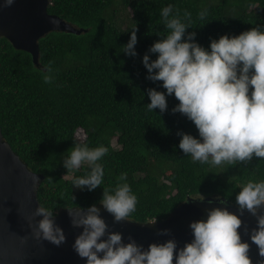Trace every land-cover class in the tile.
I'll use <instances>...</instances> for the list:
<instances>
[{
	"label": "trees",
	"instance_id": "obj_1",
	"mask_svg": "<svg viewBox=\"0 0 264 264\" xmlns=\"http://www.w3.org/2000/svg\"><path fill=\"white\" fill-rule=\"evenodd\" d=\"M48 13L81 34L53 31L39 41V66L32 56L0 37V127L3 138L27 167L45 176L40 204L61 208L98 204L103 188H112L121 172L137 195L127 219H165L189 197H221L234 204L248 180L264 179V159L209 165L193 161L178 147L177 131L197 135L194 124L171 109L178 100L166 96L167 108L149 111L148 88L164 91L160 81L146 78L142 56L167 29L159 15L168 3L191 13L195 40L207 48L210 39L264 26V0H50ZM208 14L201 19L202 8ZM124 25V26H122ZM136 25V56L122 45ZM183 39V38H182ZM150 59L156 54L150 53ZM54 70L45 83L40 71ZM116 142V147L113 142ZM100 144L104 177L92 191L75 188L72 179L87 165L66 170L63 156L73 143ZM235 205V204H234Z\"/></svg>",
	"mask_w": 264,
	"mask_h": 264
},
{
	"label": "clouds",
	"instance_id": "obj_2",
	"mask_svg": "<svg viewBox=\"0 0 264 264\" xmlns=\"http://www.w3.org/2000/svg\"><path fill=\"white\" fill-rule=\"evenodd\" d=\"M12 3L13 0H0V7H10ZM207 14L206 7L197 13L201 19ZM159 15L167 32H157L161 38L150 45L142 63L147 69L146 78L162 82L164 91L147 89V109L158 108L163 113L167 108L166 96L174 95L178 103L171 111L180 112L197 130L196 136L177 131L179 149L194 162L220 165L249 162L253 157L264 159V26L236 35H220L210 39L205 48L195 40L194 31L186 32L191 27L189 11L184 10L181 16L180 9L168 3ZM136 43L135 25L122 51L136 56ZM150 53L156 54L155 59H150ZM40 71L45 83L54 80L50 64ZM107 152L103 144L89 147L87 143L74 142L62 158L63 167L68 171L85 164L87 168L83 175L72 179V186L88 191L101 186L105 174L101 159ZM192 199L205 198L200 195ZM215 199L226 205L225 199ZM98 203L113 222L126 221L137 205V195L127 182L126 172L119 174L114 187L103 188ZM234 204L236 212L227 206L211 207L205 210L204 219L190 221L191 239L182 246L169 236L170 229L161 228L158 234L169 238L150 242L147 247L131 235L125 242L120 231H109L96 203L75 207L76 211L66 208L71 226L82 229L75 235L71 248L84 264H253L248 254L249 241L264 257V179L244 183L235 194ZM245 211L256 218L251 229L241 219ZM33 216L39 217L34 225L32 220L29 222L35 237L56 246L66 241L63 228L55 222L53 209L38 204ZM242 232L248 240L242 239ZM259 264H264V260Z\"/></svg>",
	"mask_w": 264,
	"mask_h": 264
},
{
	"label": "water",
	"instance_id": "obj_3",
	"mask_svg": "<svg viewBox=\"0 0 264 264\" xmlns=\"http://www.w3.org/2000/svg\"><path fill=\"white\" fill-rule=\"evenodd\" d=\"M50 3V0H13L10 7H0V37L6 38L15 49L28 52L36 66H39V41L48 33L59 31L79 35L86 31L48 13ZM44 179V175L30 170L13 151L3 138L0 127V264H84V260L71 248L75 235L82 229L71 226L66 208L55 213V222L66 235V241L60 246L35 237L29 228L31 220L34 225V221L39 219L33 213L40 204L38 193ZM192 198L189 197L165 219L154 223H150L153 220L138 222L131 219L113 222L112 216L99 203L97 207L101 208V215L109 225L108 230L120 231L125 242L131 235L137 243L147 247L150 242H162L171 236L178 246H182L191 239L189 222L204 219L206 209L227 206L236 212V206L225 198L222 199L226 200V205H220L215 197H207L203 201ZM209 200L213 202L209 204ZM75 207L68 208L78 210ZM241 219L249 229L255 227L256 218L247 211ZM161 228L170 229L169 236L159 235L157 230ZM241 235L242 239L248 240L247 234L242 232ZM249 244L248 254L253 264H259L264 257L258 255L251 241Z\"/></svg>",
	"mask_w": 264,
	"mask_h": 264
},
{
	"label": "rangeland",
	"instance_id": "obj_4",
	"mask_svg": "<svg viewBox=\"0 0 264 264\" xmlns=\"http://www.w3.org/2000/svg\"><path fill=\"white\" fill-rule=\"evenodd\" d=\"M122 26H124V25H122ZM113 145H114L115 147L117 146L115 141L113 142Z\"/></svg>",
	"mask_w": 264,
	"mask_h": 264
}]
</instances>
